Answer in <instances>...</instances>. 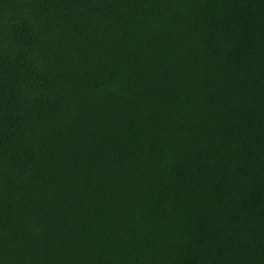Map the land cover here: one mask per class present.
<instances>
[{
	"label": "trees",
	"instance_id": "16d2710c",
	"mask_svg": "<svg viewBox=\"0 0 264 264\" xmlns=\"http://www.w3.org/2000/svg\"><path fill=\"white\" fill-rule=\"evenodd\" d=\"M0 264H264V0H0Z\"/></svg>",
	"mask_w": 264,
	"mask_h": 264
}]
</instances>
